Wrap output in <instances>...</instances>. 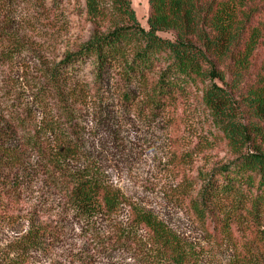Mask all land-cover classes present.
<instances>
[{
  "label": "trees",
  "instance_id": "trees-1",
  "mask_svg": "<svg viewBox=\"0 0 264 264\" xmlns=\"http://www.w3.org/2000/svg\"><path fill=\"white\" fill-rule=\"evenodd\" d=\"M15 1L0 0V218L37 184L57 213L34 217V208L26 232L0 255V264H30L31 253L46 251L66 219L89 226L102 253H127L139 264H201V252L113 184L101 153L82 138L77 105L88 95L103 105L112 83L123 105L151 116L206 85L203 106L237 157L206 173L201 202H191L205 218L215 200H232L233 219L253 232L264 215V151L256 145L264 131L253 123L264 124V67L248 89L249 127L236 121L229 94L214 81L224 84L229 76L238 86L245 82L264 36V0H148V29L130 0H85L94 20L113 18V27L94 33L58 63L38 55L32 69L17 61L34 45L28 29L15 22ZM162 30L175 37L161 38ZM86 63L92 82L79 88L74 78ZM250 143L252 150L242 153ZM124 209L126 222L117 221ZM230 218L215 220L216 232L226 234ZM241 249L230 264H264V239L251 234ZM83 256L72 262L87 263Z\"/></svg>",
  "mask_w": 264,
  "mask_h": 264
},
{
  "label": "rangeland",
  "instance_id": "rangeland-1",
  "mask_svg": "<svg viewBox=\"0 0 264 264\" xmlns=\"http://www.w3.org/2000/svg\"><path fill=\"white\" fill-rule=\"evenodd\" d=\"M130 3L140 26L148 29L149 1L130 0ZM15 22L28 29L27 34L34 45L33 51L17 61L19 64L24 62L23 65L31 69L39 62L38 55L45 57L47 63H58L94 33H105L115 24L113 18L94 20L85 0H16ZM158 36L172 40L175 34L171 30H162ZM263 67L264 36L256 47L253 69L245 82L238 86L229 76L224 84L214 81L229 94L236 121L248 127L250 115L246 97L254 79L263 75ZM74 79L79 88L91 84L88 63ZM205 87H193L190 94L166 107L160 115H152L154 117L134 105H123L116 95V83L105 88L104 97L107 99H102L103 105L88 95L76 109L82 138L87 146L93 145L101 153L113 184L201 252V264H230L251 234L264 239V215L256 221L250 234L241 218L233 219L232 200H215L205 218L194 211L192 202H201L206 173L237 157L203 106ZM132 96L135 99L137 91L132 92ZM253 123L264 131L262 122L256 120ZM114 143L120 146L113 149ZM256 145L264 151V138L258 136ZM251 147L252 144H248L242 153L250 152ZM24 197V203L12 205L0 218V255L9 253L11 243L26 232L34 208L38 210L34 217L57 213L40 184L27 189ZM127 211L120 212L117 221L126 222ZM228 217L233 219L231 229L226 234L216 232L215 220L228 222ZM57 226L61 230L60 236L47 240L46 251L32 252L30 264H76L72 260L80 255L89 257L85 264H139L127 253H102L88 231L90 227L83 222L66 219L59 221Z\"/></svg>",
  "mask_w": 264,
  "mask_h": 264
}]
</instances>
